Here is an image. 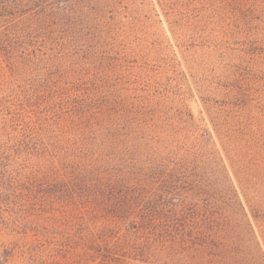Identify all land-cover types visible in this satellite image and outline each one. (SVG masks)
<instances>
[{"label": "trees", "instance_id": "16d2710c", "mask_svg": "<svg viewBox=\"0 0 264 264\" xmlns=\"http://www.w3.org/2000/svg\"><path fill=\"white\" fill-rule=\"evenodd\" d=\"M115 2L0 0V264H264L212 135L111 68ZM254 136L236 166L261 162Z\"/></svg>", "mask_w": 264, "mask_h": 264}, {"label": "rangeland", "instance_id": "374dc122", "mask_svg": "<svg viewBox=\"0 0 264 264\" xmlns=\"http://www.w3.org/2000/svg\"><path fill=\"white\" fill-rule=\"evenodd\" d=\"M103 18L111 68L133 94L158 101L190 134L212 135L264 252V177L252 172L264 157L247 167L231 159L233 144L250 133L264 146V0H117ZM2 74L0 66V103ZM4 230L0 224V251L16 244Z\"/></svg>", "mask_w": 264, "mask_h": 264}]
</instances>
